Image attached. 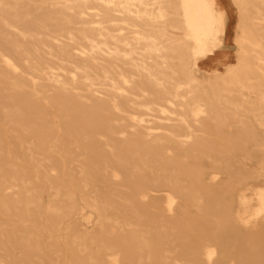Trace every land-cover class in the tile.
Returning a JSON list of instances; mask_svg holds the SVG:
<instances>
[{"label": "bare ground", "instance_id": "6f19581e", "mask_svg": "<svg viewBox=\"0 0 264 264\" xmlns=\"http://www.w3.org/2000/svg\"><path fill=\"white\" fill-rule=\"evenodd\" d=\"M229 1L0 0L2 264H264V0Z\"/></svg>", "mask_w": 264, "mask_h": 264}, {"label": "rangeland", "instance_id": "374dc122", "mask_svg": "<svg viewBox=\"0 0 264 264\" xmlns=\"http://www.w3.org/2000/svg\"><path fill=\"white\" fill-rule=\"evenodd\" d=\"M224 4L226 5V8L231 10L229 12V21H230L232 27H234L236 20H237L236 10L233 7V5L230 3L229 0H224ZM49 200H50V197L47 193L42 195L43 205L46 206V204L49 202ZM84 213H85V218H81L79 220V222L81 223L80 230L86 231V232H91L95 229V220H96L95 213L90 208H85ZM1 256H3V251H0V260H2ZM0 264H2L1 261H0Z\"/></svg>", "mask_w": 264, "mask_h": 264}]
</instances>
